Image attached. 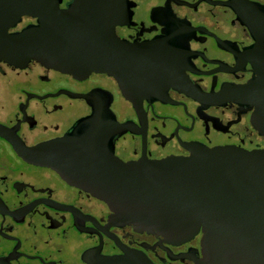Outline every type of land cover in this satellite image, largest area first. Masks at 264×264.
Listing matches in <instances>:
<instances>
[{
	"label": "flooded vegetation",
	"instance_id": "obj_1",
	"mask_svg": "<svg viewBox=\"0 0 264 264\" xmlns=\"http://www.w3.org/2000/svg\"><path fill=\"white\" fill-rule=\"evenodd\" d=\"M126 5L114 26L103 16L92 23L90 12L86 23L75 14L68 25H41L24 15L10 26L115 27L120 47L111 72L87 75L0 58V264H135L140 256L199 264L202 233L172 241L114 220L77 174L101 171L110 157L188 156L193 144L264 150L254 121L264 90V0Z\"/></svg>",
	"mask_w": 264,
	"mask_h": 264
},
{
	"label": "water",
	"instance_id": "obj_2",
	"mask_svg": "<svg viewBox=\"0 0 264 264\" xmlns=\"http://www.w3.org/2000/svg\"><path fill=\"white\" fill-rule=\"evenodd\" d=\"M59 2L0 0V25L5 26L0 27V58L16 65L36 59L75 75L111 72L120 47L115 27H25L9 32L24 15L36 17L41 25H68L75 14L80 22H88L90 12L92 23H100L103 16L109 26L127 16L126 0H76L66 9ZM256 105L255 125L264 129V90L256 96ZM75 161L77 168H89L85 159ZM64 162L70 168L74 161ZM101 166L99 172L74 176L84 178L88 188L108 202L114 220L172 241L202 233L199 264H264V150L193 144L188 156L134 161L110 157ZM134 262L155 264L142 256Z\"/></svg>",
	"mask_w": 264,
	"mask_h": 264
}]
</instances>
